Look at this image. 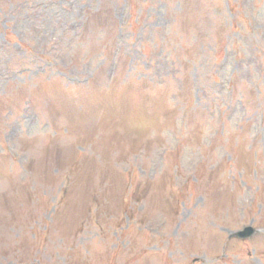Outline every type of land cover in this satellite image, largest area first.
<instances>
[{"label":"rangeland","instance_id":"rangeland-1","mask_svg":"<svg viewBox=\"0 0 264 264\" xmlns=\"http://www.w3.org/2000/svg\"><path fill=\"white\" fill-rule=\"evenodd\" d=\"M0 264H264V0H0Z\"/></svg>","mask_w":264,"mask_h":264},{"label":"water","instance_id":"water-1","mask_svg":"<svg viewBox=\"0 0 264 264\" xmlns=\"http://www.w3.org/2000/svg\"><path fill=\"white\" fill-rule=\"evenodd\" d=\"M254 232V229L251 227H245L242 231L237 232L235 235L241 238L248 237L252 235Z\"/></svg>","mask_w":264,"mask_h":264}]
</instances>
